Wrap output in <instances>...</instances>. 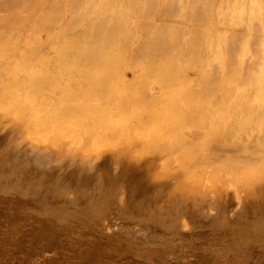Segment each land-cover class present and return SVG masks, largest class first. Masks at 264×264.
<instances>
[{
	"label": "rangeland",
	"instance_id": "rangeland-1",
	"mask_svg": "<svg viewBox=\"0 0 264 264\" xmlns=\"http://www.w3.org/2000/svg\"><path fill=\"white\" fill-rule=\"evenodd\" d=\"M42 1L0 0V101L17 98L21 118L16 120L18 125L13 122V129L11 125L5 129L0 126V137L10 133L22 150L38 145L54 157L56 147L62 148L57 146L54 127L59 125L62 129L81 131L85 145L95 133L103 142H110L104 143L107 148L101 153L99 165H109L120 154V160L132 168L131 176L142 184L148 183L154 174H165L171 189L192 184L202 193L215 190L228 198L235 190L241 191L242 196L264 190V125L234 131L245 118L243 89L254 85L262 58L248 54L232 68L220 70L212 58L217 38L213 37L210 48L203 33L210 24L221 30L220 34L229 28L241 31L243 24L238 23V17L246 0H208L199 7L203 10L200 18L184 20L197 29V41L193 43V31H185L174 51L155 61L147 58L139 42L147 38V33L158 32L163 24L180 22L183 13L178 8L165 10L174 0H158L152 11L139 17L137 7L144 0H138L135 8L128 9L129 13L124 11L127 21L118 9L110 10L111 13L101 11L104 16L121 21V29L101 47L105 58L84 57V44L80 41L73 49L79 56L70 55L68 61L63 59L69 47L64 41L87 29V17H82L84 10L75 6L73 0H66L67 5L62 1L61 10L64 11L63 5L68 9L65 7L66 13L60 11L63 15L57 10V22L61 20L57 23L50 20L52 13L47 6L51 1ZM70 4L75 8L73 12ZM225 5L234 8L233 20L228 12L214 15L218 7ZM42 9L44 13L40 12ZM80 11L83 14L79 16ZM72 18L75 22H71ZM144 19L151 25L142 26ZM184 40L187 44L190 41L188 46L185 43L186 49L181 46ZM214 72L219 74L212 75ZM0 115L3 120L4 115ZM30 117H35L39 124L36 142L25 130ZM243 189L248 192L244 194ZM42 255L33 264H45Z\"/></svg>",
	"mask_w": 264,
	"mask_h": 264
},
{
	"label": "bare ground",
	"instance_id": "bare-ground-1",
	"mask_svg": "<svg viewBox=\"0 0 264 264\" xmlns=\"http://www.w3.org/2000/svg\"><path fill=\"white\" fill-rule=\"evenodd\" d=\"M47 1H51L47 6L52 13L50 20L57 22L55 13L57 10L66 13V6H62L63 11L60 4L65 1L67 5L68 0ZM73 1L84 10V14L82 11L78 14L82 12V17H87L88 26L82 32L75 30L80 33L64 41L69 47L63 59L68 61L70 55L79 56L73 49L75 43L81 41L84 57L103 60L101 47L112 40L121 21L117 17L104 16L101 11L118 9L127 21L124 11L135 8L138 0ZM157 1L144 0L137 7L138 17L149 13ZM207 1H171L165 10L171 12L178 8L183 17L180 22L161 25L158 32L147 33V38L139 42L147 58L155 61L169 55L185 31H193V43L196 42L200 36L197 29L184 20L200 18L203 10L199 7ZM31 3L26 6L29 10ZM70 8L72 12L75 10L72 5ZM43 9L40 12L44 13ZM224 12L233 20L234 8L229 5L218 7L214 15L222 16ZM148 19L141 25H151L146 22ZM238 23L243 24L241 31L229 28L220 34L221 30L211 24L203 31L210 48L213 37L217 38L212 58L220 70L232 68L248 54L262 58L254 85L243 89L245 118L236 125V133L244 126L264 125V0H246L240 7ZM186 40L181 46H185ZM19 104L13 96L0 101V112L4 115V119H0L2 128L11 125L13 129V122L21 120L17 110ZM38 125L37 119L30 117L25 127L34 142L38 137ZM54 127L57 146L62 147H56L54 157L44 153L38 145L22 150L13 142L10 133L0 137V264L37 263L36 258H40L41 253H45L42 258L47 264H264V190L248 192L243 189V193L248 192L243 196L241 191L235 190L228 198L215 190L202 193L192 184L171 189L165 174H154L148 183L142 184L131 176L132 168L120 160V154L109 165H99L101 153L107 148L104 143L110 142H103L95 133L85 145L81 131L62 129L59 125Z\"/></svg>",
	"mask_w": 264,
	"mask_h": 264
}]
</instances>
